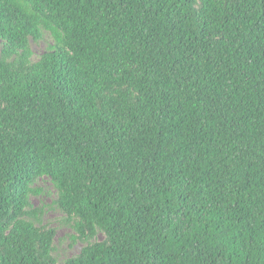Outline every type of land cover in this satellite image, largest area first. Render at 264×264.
I'll return each instance as SVG.
<instances>
[{"label": "trees", "instance_id": "trees-1", "mask_svg": "<svg viewBox=\"0 0 264 264\" xmlns=\"http://www.w3.org/2000/svg\"><path fill=\"white\" fill-rule=\"evenodd\" d=\"M0 264H264V0H0Z\"/></svg>", "mask_w": 264, "mask_h": 264}, {"label": "rangeland", "instance_id": "rangeland-1", "mask_svg": "<svg viewBox=\"0 0 264 264\" xmlns=\"http://www.w3.org/2000/svg\"><path fill=\"white\" fill-rule=\"evenodd\" d=\"M52 44L49 34H45L44 38L38 44L32 43L33 60L36 61L39 56ZM35 189L40 190V194L31 196V205L34 212L42 211L40 217V225H46L55 229V256L59 262L76 256L83 246V243L70 239L74 235L73 230L65 223V217L55 209L53 201L55 200V190L51 186L49 180L41 179L35 184ZM100 235L98 239H102Z\"/></svg>", "mask_w": 264, "mask_h": 264}]
</instances>
